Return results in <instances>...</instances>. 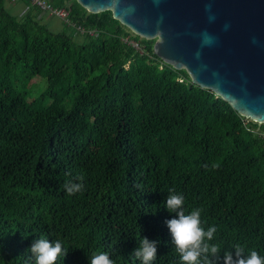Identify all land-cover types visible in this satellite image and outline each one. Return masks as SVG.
Segmentation results:
<instances>
[{
  "label": "trees",
  "instance_id": "trees-1",
  "mask_svg": "<svg viewBox=\"0 0 264 264\" xmlns=\"http://www.w3.org/2000/svg\"><path fill=\"white\" fill-rule=\"evenodd\" d=\"M46 1L68 12L65 29L32 0L21 16L0 0V264H35L26 250L41 238L69 252L56 264L100 252L140 264L143 237L157 242L152 264H180L170 194L216 227L221 255L239 244L264 257V122L193 83L112 10ZM69 182L83 190L68 195Z\"/></svg>",
  "mask_w": 264,
  "mask_h": 264
},
{
  "label": "water",
  "instance_id": "water-1",
  "mask_svg": "<svg viewBox=\"0 0 264 264\" xmlns=\"http://www.w3.org/2000/svg\"><path fill=\"white\" fill-rule=\"evenodd\" d=\"M112 10L154 51L240 114L264 122V0H77Z\"/></svg>",
  "mask_w": 264,
  "mask_h": 264
},
{
  "label": "clouds",
  "instance_id": "clouds-1",
  "mask_svg": "<svg viewBox=\"0 0 264 264\" xmlns=\"http://www.w3.org/2000/svg\"><path fill=\"white\" fill-rule=\"evenodd\" d=\"M64 187L68 195H75L81 192L84 186L82 183L69 182ZM163 207L170 214H174L173 218L166 220L165 223L171 234L174 250L179 255L180 264H264V257L255 250L245 255L244 248L239 244L235 245L234 254L233 251H228L221 255L219 246L210 243L217 231L216 227L212 226L207 231L204 230L201 226V211L199 209H194L186 214L182 195H168ZM26 252L31 254L35 264H56L61 255L65 259L69 253L64 249L61 241L50 242L45 238L34 240ZM157 252V242L143 237L139 240L138 246L131 256L140 264H152L156 259ZM88 258L89 264H114L106 252L94 253Z\"/></svg>",
  "mask_w": 264,
  "mask_h": 264
},
{
  "label": "rangeland",
  "instance_id": "rangeland-1",
  "mask_svg": "<svg viewBox=\"0 0 264 264\" xmlns=\"http://www.w3.org/2000/svg\"><path fill=\"white\" fill-rule=\"evenodd\" d=\"M10 2H12L11 4H7L9 10L14 13V14H18L19 16H21L25 10H22V3L24 0L21 1H14V0H8ZM41 15H43L42 20L45 23H48L49 26L51 27V29L55 32L61 31L63 29L66 28V25L64 24V21L62 18L58 17V16H51L50 14L46 13V12H42ZM86 39V34H78L77 36V40L82 42ZM33 86H32V90L35 91L36 93H38V89L42 88L43 86L40 83V78L34 79L33 81Z\"/></svg>",
  "mask_w": 264,
  "mask_h": 264
},
{
  "label": "built area",
  "instance_id": "built-area-1",
  "mask_svg": "<svg viewBox=\"0 0 264 264\" xmlns=\"http://www.w3.org/2000/svg\"><path fill=\"white\" fill-rule=\"evenodd\" d=\"M32 3L38 5L43 12L58 16L62 19H67L68 12L65 9H57L46 0H32Z\"/></svg>",
  "mask_w": 264,
  "mask_h": 264
},
{
  "label": "crops",
  "instance_id": "crops-1",
  "mask_svg": "<svg viewBox=\"0 0 264 264\" xmlns=\"http://www.w3.org/2000/svg\"><path fill=\"white\" fill-rule=\"evenodd\" d=\"M14 1H16V0H14ZM18 1V0H17ZM16 1V2H17ZM19 1H21V0H19ZM9 2V4H11L12 2H10V1H8ZM8 2H7V4H8ZM22 10H25L26 9V3H24V1H23V3H22Z\"/></svg>",
  "mask_w": 264,
  "mask_h": 264
}]
</instances>
